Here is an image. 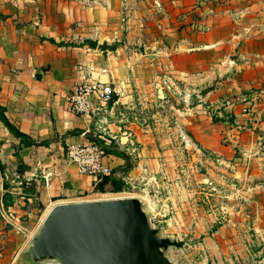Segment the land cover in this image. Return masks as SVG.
I'll use <instances>...</instances> for the list:
<instances>
[{"label": "crops", "instance_id": "crops-1", "mask_svg": "<svg viewBox=\"0 0 264 264\" xmlns=\"http://www.w3.org/2000/svg\"><path fill=\"white\" fill-rule=\"evenodd\" d=\"M81 74L111 83L113 98L72 111L67 94ZM0 103L34 140L19 144L0 120V189L12 194L1 201L0 262L59 264L29 254L54 204L93 190L91 199L137 196L156 212L153 191L183 170L186 135L193 157L199 147L224 163L239 152L251 162L264 142V0H0ZM85 140L130 154L127 188L99 191L63 159ZM104 161L112 173L125 164L113 152ZM255 182L264 218V182Z\"/></svg>", "mask_w": 264, "mask_h": 264}, {"label": "rangeland", "instance_id": "rangeland-1", "mask_svg": "<svg viewBox=\"0 0 264 264\" xmlns=\"http://www.w3.org/2000/svg\"><path fill=\"white\" fill-rule=\"evenodd\" d=\"M183 139L182 146L189 150L181 153L183 170L153 191L156 212L146 209L159 235L183 241L165 248V255L177 264H264V218L257 216L252 200L261 186L255 181L264 182V142L250 152L251 162L239 152L233 164L199 147L200 157H193L195 142L187 135ZM98 196L93 190L80 194L85 200ZM1 240L6 242V236Z\"/></svg>", "mask_w": 264, "mask_h": 264}, {"label": "water", "instance_id": "water-1", "mask_svg": "<svg viewBox=\"0 0 264 264\" xmlns=\"http://www.w3.org/2000/svg\"><path fill=\"white\" fill-rule=\"evenodd\" d=\"M182 242L159 235L137 196H118L54 204L32 236L29 254L59 264H177L164 249Z\"/></svg>", "mask_w": 264, "mask_h": 264}, {"label": "built area", "instance_id": "built-area-1", "mask_svg": "<svg viewBox=\"0 0 264 264\" xmlns=\"http://www.w3.org/2000/svg\"><path fill=\"white\" fill-rule=\"evenodd\" d=\"M115 89L109 82L90 80L85 74L74 83L71 91L67 94L69 108L76 113H87L90 111L93 99L107 102L114 96ZM185 138V136H184ZM107 155L103 145L94 140L72 141L66 149L63 159L66 162H74L78 171L93 177L94 182L112 174V169L104 161ZM0 194V207H1ZM4 245L0 244V255ZM0 264H3L0 262Z\"/></svg>", "mask_w": 264, "mask_h": 264}, {"label": "trees", "instance_id": "trees-1", "mask_svg": "<svg viewBox=\"0 0 264 264\" xmlns=\"http://www.w3.org/2000/svg\"><path fill=\"white\" fill-rule=\"evenodd\" d=\"M229 117H230L229 119L232 121L233 117L231 116ZM219 118H220L219 116L213 115V120H217ZM0 120L3 122V124L8 128V130L11 133H13L16 137L19 138V144L21 143V145H29L34 142L33 139H31L28 135L23 133L15 124H13V122H11L8 119V117L5 114V106L2 105L1 103H0ZM46 142L47 140L42 139V140H38L35 143H46ZM99 142L103 145L106 152H113L115 154L121 155L125 159V164L123 165V169L121 171H113V173L110 176H105L108 177V180L105 183L100 184V181L105 177L94 182V187L99 191H107V190L119 191L127 188V182L124 180L122 175H124L134 165V161L132 157L130 156V154H125L124 152H122L114 141L110 142V144L107 145H105L101 140ZM14 155L17 158L20 166V163H22V158L20 157L17 150L14 151ZM3 187L4 188L8 187V183L3 182ZM0 194H1L2 204L4 206H7L12 201V194L9 191H2V189H0Z\"/></svg>", "mask_w": 264, "mask_h": 264}]
</instances>
